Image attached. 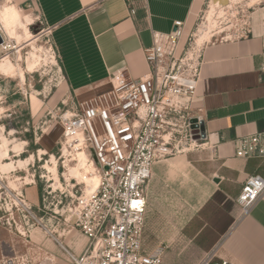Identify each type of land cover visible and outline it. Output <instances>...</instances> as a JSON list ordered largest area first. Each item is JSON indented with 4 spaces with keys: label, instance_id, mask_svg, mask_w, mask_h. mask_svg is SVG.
I'll use <instances>...</instances> for the list:
<instances>
[{
    "label": "crops",
    "instance_id": "crops-1",
    "mask_svg": "<svg viewBox=\"0 0 264 264\" xmlns=\"http://www.w3.org/2000/svg\"><path fill=\"white\" fill-rule=\"evenodd\" d=\"M12 2L36 8L51 28L72 101L83 104L108 91L116 72L145 76L152 32L168 34L179 21L190 27L204 0H137L135 17L126 0ZM204 60L192 109L206 138L153 167L143 249L165 246L164 264H198L214 250L228 264H264V199L243 220L237 204L248 177L264 178V160L236 156L237 140L264 132V34L208 44ZM61 242L76 256L89 246L73 228Z\"/></svg>",
    "mask_w": 264,
    "mask_h": 264
},
{
    "label": "built area",
    "instance_id": "built-area-1",
    "mask_svg": "<svg viewBox=\"0 0 264 264\" xmlns=\"http://www.w3.org/2000/svg\"><path fill=\"white\" fill-rule=\"evenodd\" d=\"M135 1L126 0L132 17L137 15ZM2 38L0 48L6 44ZM204 48L186 22H175L168 34L152 32V45L143 50L148 66L145 76L133 80L126 70L116 72L108 91L90 102L73 103L59 117L62 153L74 159L78 152H86L100 178L95 190L82 189L80 184L71 188L65 211L70 219L65 223L74 221L89 239L81 256L59 242L72 264H164L165 246L150 253L143 249L147 193L157 163L188 150L182 146L191 147L192 142L206 138L201 134L204 121L192 109L205 64ZM236 156L264 160V132L237 140ZM63 195L60 204L68 199ZM263 199L264 178L248 177L237 199L240 220ZM198 264L228 262L218 259L214 250Z\"/></svg>",
    "mask_w": 264,
    "mask_h": 264
},
{
    "label": "rangeland",
    "instance_id": "rangeland-1",
    "mask_svg": "<svg viewBox=\"0 0 264 264\" xmlns=\"http://www.w3.org/2000/svg\"><path fill=\"white\" fill-rule=\"evenodd\" d=\"M21 11L33 17L29 29L35 38L6 35L5 48H0V60L9 58L16 67L15 77L0 76V145L9 142V156L0 155V264H53L55 256L72 264L59 243L69 228L76 229L74 222L65 223L70 219L65 211L72 186L87 187L66 179L68 166L75 163L62 153L59 117L72 107V95L40 13L34 7ZM190 28L200 47L246 38L256 30L264 34V0H204ZM198 144L182 147L190 152ZM54 161L62 186L49 170ZM7 165L14 169L5 170ZM62 194L68 199L60 204Z\"/></svg>",
    "mask_w": 264,
    "mask_h": 264
},
{
    "label": "bare ground",
    "instance_id": "bare-ground-1",
    "mask_svg": "<svg viewBox=\"0 0 264 264\" xmlns=\"http://www.w3.org/2000/svg\"><path fill=\"white\" fill-rule=\"evenodd\" d=\"M33 23V17L31 15H23L21 9L16 6L12 2V0H5L4 4H0L1 36L4 37L6 35H9L13 38H18L19 40L21 38H24L31 41L35 38L29 29L30 26L33 25ZM19 31H21V34L18 33ZM2 48L4 49L5 45H3ZM0 76L5 78L16 76V67L12 64L9 58H2V60H0ZM21 77L22 79H24L23 73H21ZM16 150L18 154L22 153L21 147ZM0 155H2L3 157L9 156V142L7 140H3L2 145H0ZM31 159H33V157ZM73 162L75 163L74 166H68L66 174L67 181H77L79 183L86 184L88 190H95L99 186L100 178L96 172L95 165L92 163V161L89 160L86 152H78L75 155ZM21 164L24 165L25 163L23 162ZM3 168L5 170L10 168L14 169V166L7 165ZM49 170L53 173L56 181L59 182L56 161H54V167L49 168ZM59 186H62L60 182Z\"/></svg>",
    "mask_w": 264,
    "mask_h": 264
},
{
    "label": "water",
    "instance_id": "water-1",
    "mask_svg": "<svg viewBox=\"0 0 264 264\" xmlns=\"http://www.w3.org/2000/svg\"><path fill=\"white\" fill-rule=\"evenodd\" d=\"M3 44V38H2V36H1V34H0V46ZM195 123H197V121L196 120H192V124H195ZM193 128H195V125H193ZM201 134L203 135V136H206V131H205V127H204V125L201 127ZM196 139H200V137L199 136H196Z\"/></svg>",
    "mask_w": 264,
    "mask_h": 264
}]
</instances>
